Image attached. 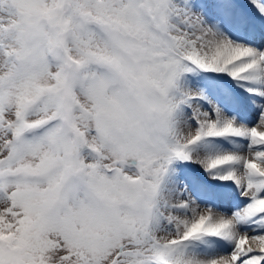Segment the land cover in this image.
<instances>
[{
	"label": "snow or ice",
	"instance_id": "6c2138e0",
	"mask_svg": "<svg viewBox=\"0 0 264 264\" xmlns=\"http://www.w3.org/2000/svg\"><path fill=\"white\" fill-rule=\"evenodd\" d=\"M0 264H264V0H0Z\"/></svg>",
	"mask_w": 264,
	"mask_h": 264
}]
</instances>
